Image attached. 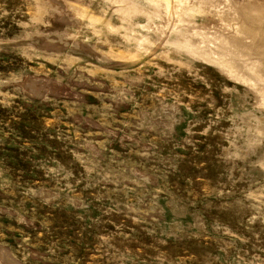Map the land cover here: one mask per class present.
Segmentation results:
<instances>
[{
  "label": "rangeland",
  "instance_id": "1",
  "mask_svg": "<svg viewBox=\"0 0 264 264\" xmlns=\"http://www.w3.org/2000/svg\"><path fill=\"white\" fill-rule=\"evenodd\" d=\"M0 264H264V0H0Z\"/></svg>",
  "mask_w": 264,
  "mask_h": 264
}]
</instances>
